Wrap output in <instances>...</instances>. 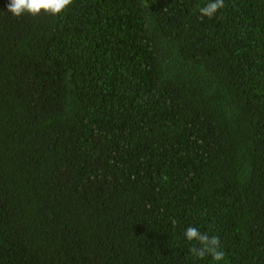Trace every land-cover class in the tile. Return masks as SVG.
<instances>
[{
  "label": "trees",
  "instance_id": "16d2710c",
  "mask_svg": "<svg viewBox=\"0 0 264 264\" xmlns=\"http://www.w3.org/2000/svg\"><path fill=\"white\" fill-rule=\"evenodd\" d=\"M8 2L0 264H264V0Z\"/></svg>",
  "mask_w": 264,
  "mask_h": 264
},
{
  "label": "clouds",
  "instance_id": "9594fccd",
  "mask_svg": "<svg viewBox=\"0 0 264 264\" xmlns=\"http://www.w3.org/2000/svg\"><path fill=\"white\" fill-rule=\"evenodd\" d=\"M73 0H9L7 12L13 17H21L25 14L37 16L41 12L56 16L71 5ZM224 7V0H210L205 6L199 9L201 18H212L218 10ZM167 179V177H164ZM173 223H175L173 221ZM184 238L189 242H195L197 246L190 248V252L198 259L210 255L213 262L222 261L224 252L220 251L218 236H209L202 233L198 228L189 226L183 233Z\"/></svg>",
  "mask_w": 264,
  "mask_h": 264
}]
</instances>
